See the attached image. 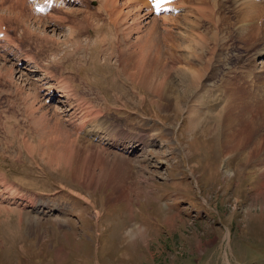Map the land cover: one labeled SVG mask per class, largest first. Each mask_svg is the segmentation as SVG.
Returning <instances> with one entry per match:
<instances>
[{"label":"rangeland","instance_id":"obj_1","mask_svg":"<svg viewBox=\"0 0 264 264\" xmlns=\"http://www.w3.org/2000/svg\"><path fill=\"white\" fill-rule=\"evenodd\" d=\"M18 1L21 15L5 18L8 25L1 29L14 41L6 48L0 44V264H264V148L249 161L243 155L248 149L225 153L217 116L226 103L217 92L224 63L213 61L215 71L206 76L217 86L192 88L194 97L172 69L179 104H166L126 71L131 63L122 57L131 48H102L87 24L75 48L46 38L63 40L67 29L52 27H62L60 16L72 20L68 24L79 22L100 0H82L87 8L65 0H51L49 7L48 0ZM214 1L231 8L232 0ZM34 11L46 13L34 18ZM146 21L142 31L162 23L154 14ZM25 25L37 34L29 37ZM235 31L223 34L221 60L238 64L235 55L249 44ZM6 50L31 55L36 64L23 59L18 68ZM177 61L166 56L168 66ZM50 87L58 94L45 96ZM188 96L196 105L193 113ZM31 100L33 109L27 106ZM84 113L88 124L100 113L137 133L142 143L130 141L137 136L113 144L96 134L88 138L80 127ZM259 133L264 135V126ZM80 139L92 145L86 166L72 146Z\"/></svg>","mask_w":264,"mask_h":264},{"label":"bare ground","instance_id":"obj_2","mask_svg":"<svg viewBox=\"0 0 264 264\" xmlns=\"http://www.w3.org/2000/svg\"><path fill=\"white\" fill-rule=\"evenodd\" d=\"M15 1L4 3L0 0V3L2 2L0 4V10L3 11V13H0V44L4 45L5 48L8 47L7 44L9 42H13L14 40H12L7 32H5V38L1 33V29L5 27L3 21L8 16L21 15L20 8H16L15 4L17 2ZM25 1L29 2L27 0ZM50 1L51 0H48V7L50 6ZM65 1V3L69 5H71V3L79 5L80 3L82 4L81 6L86 8L88 6V4L82 0ZM219 1L223 2V0ZM224 2L230 4V0H225ZM65 3L62 5H65ZM222 5L214 0H100L97 10H92L90 8L88 13L84 14L82 20L79 22L73 21L71 24H68L72 20L66 23V16H60L64 17V19L59 21L62 27H58L59 25L57 24L52 27L54 30L67 29L68 33L63 40H60L57 35H54V38H51L52 36H44L50 41L54 40L58 46L64 43L67 46L69 45V48H75L81 44V36L86 34L85 31L87 30L85 26L87 24L89 31L95 33V39L103 43L102 48H119L117 46L118 44L121 45L122 48L123 45L131 48L132 52L127 54L128 57H122V61L124 62L123 58H125L127 65L131 63L129 67L127 66L126 71L133 80L141 82L142 85L146 83L149 86L148 89L160 99L166 101V104H169L170 100V104H179L178 100H176L178 97H173L172 94V89L174 88V86H172L173 82L170 80L172 69L176 70L178 75L182 77L183 86H185L186 89L192 90V88H194L196 91L199 88L204 91L208 89L212 91L213 87L217 85H209L206 76L208 73L215 71L213 70L215 66L212 62L215 61L218 63L221 61V63H224L223 65L226 71L224 73L222 72L223 77H219L221 84L218 85L217 92L224 93L226 96V103L223 108L221 107L222 110L219 113H215H218L217 116H219L221 120V127L225 137V153L228 155L232 151L234 152V150L248 149L243 155L248 157L249 161L253 159L252 155L254 152L260 153L264 148V135H260L259 133L260 129L264 126V63L258 62L261 59L264 62V0H232L231 8ZM24 11L26 12V9ZM76 11L83 12L81 9H76ZM228 11L230 13H228ZM45 13L46 12L37 13L34 11L29 14L36 17V15L42 16ZM102 14H104V18H100ZM153 14L158 15L162 23L155 21L146 26V29L142 31L143 19L148 22L150 15ZM106 15L109 17L106 18ZM21 17L22 18L19 19L25 24L26 21L31 20L30 18H26L27 16ZM16 18L15 22H18L19 20L16 21ZM5 24L8 25L7 23ZM28 26L25 25V30L29 37L36 35V30ZM230 29L238 31L240 35L237 36L242 37L246 43L248 42L249 45L243 48L241 54H234L238 64H241L245 59L246 61H250L248 65H246L244 61L243 64L238 65L229 62L230 60H227V62L221 60V57L226 56L224 53L225 48H221V40L223 34L229 32ZM23 33L25 34V32ZM45 37L43 39H45ZM132 37L134 38L133 42H131ZM239 39L242 43V39ZM125 42H130V44ZM164 46H167L171 51L167 50L165 53ZM11 50L9 52L6 50L7 52H5V55L8 53L12 55L14 59L16 58L17 63L14 62V64H16L18 68H20L19 64L22 59H26L25 61H27L28 64H36V62L33 61V56L28 57L31 55L26 54V56L22 58V54L16 51L17 54H15V52L13 53ZM177 50L180 52L179 58H177L176 53H174ZM200 50L202 52H200ZM209 53L212 55H209ZM165 54H167L166 56L168 57L171 56L172 59H177V65L169 64L168 66L166 56L164 58ZM121 55L123 56L124 53H121ZM34 71L35 70H33V72ZM47 76H50L48 72ZM216 76H218V74H216ZM65 83L66 82L63 81V90L67 89V83ZM199 89L197 92L200 91ZM194 90H192V97L197 93ZM55 92L58 94V89L50 87L47 89L45 96L48 95L50 97ZM36 93L37 92L32 95L35 96L36 99H39ZM172 97L174 99H172ZM186 99L189 112L193 113L196 111V105L192 103L191 97L188 96ZM34 102L32 100L30 103L28 102V108L33 109L35 106ZM205 103L210 106L216 102L213 101V103L209 104V102L206 101ZM212 108L214 107L211 106V109ZM84 117L85 118L80 121V127L84 129L83 131L88 135V138L93 139L95 137L89 136V134H96L98 137H105L108 142L113 144V142L118 139L130 140L133 136H137L130 141L135 143L141 142L140 136L137 133L132 135L134 132L131 133V131L125 130L120 127L121 125L114 126V124L109 123L103 116L101 117L100 113L98 114L99 119H97L96 116L93 117L95 120L94 124H88L87 114H85ZM97 125L99 129L96 132L94 130H96L95 127ZM189 127L195 128L193 121H191ZM80 131L83 133L82 130ZM73 145L77 147L74 148V150L78 152V154L80 153L79 156L82 157L80 163H84L86 166L87 162L90 161H88L89 157L87 151L92 145L84 139L78 140V142L72 144V146ZM81 146L84 147V153L78 148ZM131 147H135V145L131 144ZM76 162L77 160L72 162V166L77 164L76 167H73L77 170L78 162ZM84 165L83 167L85 168ZM140 234L143 235V232ZM145 240L148 241L146 238Z\"/></svg>","mask_w":264,"mask_h":264}]
</instances>
